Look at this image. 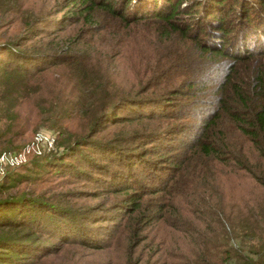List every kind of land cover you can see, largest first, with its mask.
<instances>
[{
    "label": "trees",
    "instance_id": "16d2710c",
    "mask_svg": "<svg viewBox=\"0 0 264 264\" xmlns=\"http://www.w3.org/2000/svg\"><path fill=\"white\" fill-rule=\"evenodd\" d=\"M62 1L61 10L64 11L61 12L68 16L66 19H79L89 26L98 21L99 14L111 18L105 34L97 38L98 41H109V49L116 43L119 45L122 31L127 26L149 23L154 25L158 36L166 38L167 32H177L189 38L200 54L207 52L217 55L236 51L233 55L239 56L242 52H249L252 46H257L264 54V0ZM23 6L22 0H0V18L10 14L12 21L20 24V30L9 29L7 36L0 34V152L3 148L22 147L31 138L27 139L31 130L42 123L56 132L57 146L56 150L40 156L29 155L26 162L8 168L0 175V264H55L50 257L67 246V264H78L79 261L73 258L80 253L79 249L101 251L111 245V240L99 222L109 221L108 218H112L115 213L101 215L93 211L96 205L81 208L69 205L68 198H64L62 193H54L47 188V193L54 194H45L33 186V181L46 182L41 176L44 173L78 179L87 177L98 181L103 179L101 176H106V184L113 191L127 192L123 195L127 198L121 199L117 206L125 208L129 205L126 212L129 217L140 207L136 192L130 191L147 190L148 187H144L139 178L146 174L148 178L156 179L151 170L158 167L159 162L148 157L147 152L134 148L129 138L133 133L110 134L107 131L118 123H130L138 115L143 117L139 101L150 103L147 112L151 114L159 108L162 111L181 113V117H190V107L188 104H176L173 107L172 103L160 95L146 96L141 90L142 86L136 89L135 84L130 82H112V71L105 65L107 60L104 50L96 55L86 53L76 62L75 55L78 53L72 49L34 53L24 48L32 39L38 38L40 32L45 31L38 24H43L46 18L33 16L18 21ZM55 22L61 23L56 19ZM65 26L57 30L60 32ZM209 33L215 34V45L204 41ZM234 38L240 43L235 50L232 49ZM259 38L262 41L258 42ZM57 39L58 35L55 36ZM97 55L103 58L104 63ZM75 64L81 67H73ZM47 74L56 77L52 78L51 92L44 91L41 85ZM57 82L58 93L54 95ZM66 94L71 97L67 98ZM208 114L205 113V118L198 125L185 122L173 126L170 131H159L154 141L166 136L187 135L192 128L188 134L193 133L189 136L192 140L190 148H198L203 156L215 155L217 148L212 141L217 144L219 141L210 140L207 133L218 114L213 113L210 118ZM235 118L245 125L244 119ZM241 131L244 136L252 138L255 147L260 143L258 157L259 161L261 159L264 162L263 106L254 111V122L246 128L241 127ZM258 136L260 142L255 141ZM111 162L114 166L108 167ZM250 171V174L256 175V180L264 190V176ZM21 185L22 188L19 187ZM262 198L264 201V193ZM130 199L133 200L126 203ZM225 217L226 223L212 221L210 227L214 239L222 238L216 242L221 244L219 250L225 259L220 264H250L248 257L238 248L231 247L224 237L225 226L233 223L232 213ZM234 217L238 223L239 219ZM260 219L264 222V214H261ZM251 223L250 219H246V223L242 222L240 225H245L242 230L247 231L248 226V231L250 228L255 232ZM235 227L237 225L231 228ZM136 236L137 230L134 229L132 237ZM49 238H55L56 242H50ZM259 240L261 244L258 252L264 258V236H260ZM183 248L192 262H198L200 255H207L204 251L189 252L188 245ZM130 249L131 245L128 251ZM258 261V264H264V259ZM124 264L134 263L128 258Z\"/></svg>",
    "mask_w": 264,
    "mask_h": 264
},
{
    "label": "rangeland",
    "instance_id": "374dc122",
    "mask_svg": "<svg viewBox=\"0 0 264 264\" xmlns=\"http://www.w3.org/2000/svg\"><path fill=\"white\" fill-rule=\"evenodd\" d=\"M22 1L23 14L20 11L18 21L33 16L46 18L43 24H38L45 31L40 32L39 37L32 39L24 48L34 53L72 49L78 53L75 55L76 62L86 53L96 55L104 50L107 60L105 65L112 71V82H130L135 84L136 89L142 86L141 90L146 96L160 95L173 107L176 104H188L190 107V117H181V113L159 108L151 114L147 112L150 103L139 101L143 117L138 115L130 123H118L107 131L110 134L133 133L129 138L134 148L147 152L148 157L159 162V166L151 170L156 179H150L146 174L139 178L148 189L130 191L136 192L140 207L129 217L126 215L129 205L125 208L117 206L121 199L127 198L123 196L127 192L113 191L106 184V176H101L103 179L98 181L72 176H66L69 178L65 179L44 173L41 176L46 182L33 181V186L45 194L62 193L64 198H68L69 205L77 208L96 205L93 211L101 215L115 213L112 218H108L109 221L99 222L111 245L101 251L79 249L80 253L73 259L79 261L78 264H124L128 258L134 264H220L225 259L219 250L221 244L216 242L222 238L214 239L210 227L212 221L226 223L225 215L232 213L233 223L225 226L224 237L231 247L238 248L248 257L250 264H258V260H263L258 249L261 244L259 237L264 236V222L260 219L261 214H264V190L256 180V175L250 174V169L264 176V162L261 159L259 161L258 157L260 143L255 147L252 138L244 136L241 131V127L246 128L254 122V111L260 106L264 107L263 51L252 46L249 52H242L239 56L233 55L236 51L217 55L207 52L200 54L189 38L177 32H167L166 38L158 36L154 25L149 23L127 26L122 31L124 38H121L119 45L116 43L109 49V41H98L97 38L105 34L110 17L99 14L98 21L90 23H95V26L89 27L79 19H66L68 16L61 12L64 11L61 10L62 0ZM55 19L61 23L57 24ZM0 24L2 36H7L9 29L20 30V24L13 22L10 14L0 18ZM62 25L66 26L59 32L57 28ZM56 35L59 37L57 40ZM214 35L209 33L204 41L215 45L217 41L213 39ZM235 40L232 39L233 50L240 46ZM260 41L261 38L258 39ZM126 49L129 50L125 52ZM97 56L104 63L103 58ZM75 66L81 67L79 64ZM53 77L56 78L54 74L43 77L41 85L44 91L51 92ZM58 87L57 82L54 95L58 93ZM66 96L71 97L70 94ZM205 113H210L208 117L213 113L218 114L207 133L210 140L219 141L218 144L212 141L217 154L203 156L198 148H190L192 140L189 136L193 133L188 134L192 128L187 135L166 136L154 141L159 136L157 132L170 131L175 125L185 122L200 124ZM235 117L244 119L245 125ZM38 130H49L56 136L54 129L42 123L31 130L27 139L31 138L22 147L1 150H24ZM201 132L202 129L199 134ZM255 139L257 142L261 140L259 136ZM56 146L55 141L54 150ZM29 155L40 156L24 151L25 160L22 163L27 161ZM111 163L108 167L114 166ZM47 188L54 193H47ZM234 215L239 219L238 223ZM246 219L252 221L250 226L254 227L255 232L250 228L248 231V226L247 231L242 230L245 225L240 224L246 223ZM134 229L137 230L135 238L132 237ZM208 237L211 240H207ZM49 241L56 242V239L49 238ZM186 245L189 252L204 251L207 255H200L198 262H192L183 248ZM68 249L69 246L64 247L60 253L51 256L53 263L67 264Z\"/></svg>",
    "mask_w": 264,
    "mask_h": 264
},
{
    "label": "built area",
    "instance_id": "2783aa9c",
    "mask_svg": "<svg viewBox=\"0 0 264 264\" xmlns=\"http://www.w3.org/2000/svg\"><path fill=\"white\" fill-rule=\"evenodd\" d=\"M24 148H21L24 149L22 151L6 150L0 152V175L4 174L8 168L22 164L25 160L23 156L24 151H31L33 155H41L54 151L55 134L49 130H38L33 135L30 144Z\"/></svg>",
    "mask_w": 264,
    "mask_h": 264
}]
</instances>
